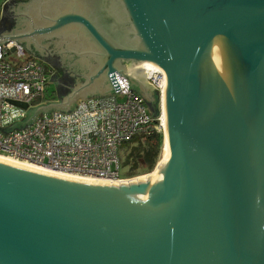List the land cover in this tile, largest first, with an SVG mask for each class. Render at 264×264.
Instances as JSON below:
<instances>
[{"label":"water","instance_id":"95a60500","mask_svg":"<svg viewBox=\"0 0 264 264\" xmlns=\"http://www.w3.org/2000/svg\"><path fill=\"white\" fill-rule=\"evenodd\" d=\"M54 36L87 73L55 71L57 99L2 133L115 94L118 73L155 111L163 98L168 154L157 173L159 162L120 182L0 160V264H264V0L4 3L0 45L46 61ZM152 66L165 73L162 96L134 75Z\"/></svg>","mask_w":264,"mask_h":264},{"label":"built area","instance_id":"2783aa9c","mask_svg":"<svg viewBox=\"0 0 264 264\" xmlns=\"http://www.w3.org/2000/svg\"><path fill=\"white\" fill-rule=\"evenodd\" d=\"M52 74L51 67L19 42L0 45V126L20 121L32 106L55 99L54 92L48 94ZM115 75L121 87L115 94L80 100L68 113L40 114L28 127L10 133L0 129V154L108 182L127 179L121 173L119 148L136 136L164 133L165 121L152 117L144 97L129 88L126 76ZM145 77L162 96L164 71L152 66L145 69Z\"/></svg>","mask_w":264,"mask_h":264},{"label":"trees","instance_id":"16d2710c","mask_svg":"<svg viewBox=\"0 0 264 264\" xmlns=\"http://www.w3.org/2000/svg\"><path fill=\"white\" fill-rule=\"evenodd\" d=\"M147 106L154 116L160 117L161 110L159 106V99L156 102V111L150 104H147ZM163 143L164 133L157 131L153 135L136 136L126 142L124 145H128L130 147L128 156L130 170H128L127 175H123V177L129 178L138 174L149 173L153 171L160 159ZM139 169H141V171L138 172Z\"/></svg>","mask_w":264,"mask_h":264},{"label":"flooded vegetation","instance_id":"af4514ba","mask_svg":"<svg viewBox=\"0 0 264 264\" xmlns=\"http://www.w3.org/2000/svg\"><path fill=\"white\" fill-rule=\"evenodd\" d=\"M22 18L27 21V24L29 23L27 17ZM12 20V17L8 16V18L5 19L6 25L8 26L10 24V21ZM43 40L44 43H47L50 48L47 55L44 56V59L46 61L38 57L36 58L43 61L53 70H55L60 77L63 76V71H65V73L67 71L76 80H80L83 78V74L87 73V67L86 65L81 64L80 55L78 53L75 54L74 51H70L67 49L66 41L63 38H60L59 36H54L45 37ZM91 60L92 58L90 59V61ZM63 79L65 80V83L68 82L66 77H63ZM108 85L109 83L105 81L99 88H97V91L105 90Z\"/></svg>","mask_w":264,"mask_h":264},{"label":"bare ground","instance_id":"6f19581e","mask_svg":"<svg viewBox=\"0 0 264 264\" xmlns=\"http://www.w3.org/2000/svg\"><path fill=\"white\" fill-rule=\"evenodd\" d=\"M134 75H136V76H144L145 77V70H143L141 73L134 74ZM164 106H165L164 105V100L162 98V113H163L162 118L164 119V121H166V118H165V107ZM167 154H168V146H167V140H166L165 141V145H164L163 156H162V158H161V160L159 162V165L151 173V175L154 174V173H157V170L160 168L159 166L161 164H163V162L166 160ZM0 160L6 161V162H9V163H13V164H16V165H20V166H23V167H27V168H31V169H35V170H39V171H43V172H47V173H53V174L64 175V176H69V177H75V178L84 179V180H88V181L108 182L106 180H102V179H98V178H94V177L80 176V175H75V174H72V173L60 172V171H57V170H54V169H50V168H47V167H40V166H37V165L32 164L30 162L20 161V160H17V159H15L13 157L6 156V155H1L0 154ZM146 177H148V175L141 176L140 178H146ZM122 181H124V180H122ZM118 182H120V181H118Z\"/></svg>","mask_w":264,"mask_h":264},{"label":"rangeland","instance_id":"374dc122","mask_svg":"<svg viewBox=\"0 0 264 264\" xmlns=\"http://www.w3.org/2000/svg\"><path fill=\"white\" fill-rule=\"evenodd\" d=\"M7 0H0V18H1V14H2V9H3V5L4 3L6 2ZM56 91V86L54 84H49L48 85V94L49 95H52L53 92ZM119 99H122L123 98V95L119 94L118 95ZM160 110H161V117L163 116V113H162V103H161V100H160ZM163 151H164V143H163V148H162V152H161V156H160V159L158 162H160L162 156H163ZM129 152H130V147L128 145H122L120 148H119V158H120V164H121V173L122 175H127L128 173V170H130V164L128 163V156H129ZM157 162V164H158ZM156 167V166H155ZM141 171V169L138 170V172ZM148 173H143V174H138V175H135L133 177H129L130 178H136V177H140V176H144ZM128 179V178H127Z\"/></svg>","mask_w":264,"mask_h":264},{"label":"crops","instance_id":"0c3cea01","mask_svg":"<svg viewBox=\"0 0 264 264\" xmlns=\"http://www.w3.org/2000/svg\"><path fill=\"white\" fill-rule=\"evenodd\" d=\"M30 54V53H29ZM31 55V54H30ZM55 72V70H53V73ZM53 75V74H52ZM52 78V77H51ZM52 82L50 81V84H51ZM54 95H56V98L55 99H57V91H54ZM55 99H53V100H55Z\"/></svg>","mask_w":264,"mask_h":264}]
</instances>
